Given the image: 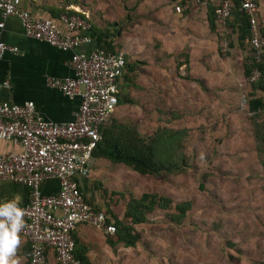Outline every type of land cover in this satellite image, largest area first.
<instances>
[{
  "label": "rangeland",
  "instance_id": "374dc122",
  "mask_svg": "<svg viewBox=\"0 0 264 264\" xmlns=\"http://www.w3.org/2000/svg\"><path fill=\"white\" fill-rule=\"evenodd\" d=\"M79 1L92 25L110 32L108 38L126 53L116 118L105 129H123L126 142L128 135L154 142L158 160L178 165L176 171L154 175L123 166L117 177L102 174L95 185L91 182L102 209L119 212L137 235L133 246L123 247V264H264V113L248 117L237 102L243 92L247 102L264 98L255 86L264 85V73L246 82L249 49L237 24L229 25L232 13L226 20V46L223 36L209 35L214 48L204 54L205 68L191 72L186 46L166 54L164 40L175 39L184 28L167 19L174 5L181 11L197 3ZM255 2L254 18L264 38V0ZM198 59L195 65L202 66ZM240 81L246 84L238 86ZM144 193L164 197L167 206H154L144 222L130 224L122 216L125 204ZM182 202L188 206L174 220L173 205Z\"/></svg>",
  "mask_w": 264,
  "mask_h": 264
},
{
  "label": "built area",
  "instance_id": "2783aa9c",
  "mask_svg": "<svg viewBox=\"0 0 264 264\" xmlns=\"http://www.w3.org/2000/svg\"><path fill=\"white\" fill-rule=\"evenodd\" d=\"M231 6V0H215L213 13L220 26L229 18ZM239 8L247 16L248 33L244 42L255 65L246 77V82L251 84L260 75L257 65L264 64V38L254 18L255 0H239ZM174 10L179 12L180 7L175 4ZM6 16L18 19L24 36L59 51H72L88 40L90 24L75 14L59 15L66 32L49 18L32 16L21 7V0H0V17ZM76 31L82 34H75ZM226 44L224 40L222 45ZM5 51L16 53L17 48L0 40V56ZM69 64L71 77L46 78L48 86L67 97H79L69 121L56 123L43 119L35 112L32 101L0 102V140L19 148L17 152H0V182L28 188L27 202L19 207L25 211V228L20 235L29 243V264H45L46 249L52 251L58 264H78L72 231L79 224H90L108 235L115 231L114 225L106 221V213L84 199L75 176L88 173L92 150L101 139L100 129L109 122L117 106V85L124 73L125 58L116 49L106 52L93 49L86 54L71 52ZM239 111L248 117L264 113L259 107L249 109L244 96L239 100ZM47 179L56 180V192H41L40 184Z\"/></svg>",
  "mask_w": 264,
  "mask_h": 264
},
{
  "label": "crops",
  "instance_id": "0c3cea01",
  "mask_svg": "<svg viewBox=\"0 0 264 264\" xmlns=\"http://www.w3.org/2000/svg\"><path fill=\"white\" fill-rule=\"evenodd\" d=\"M107 1L110 2L111 0ZM107 1L98 0V3L105 5ZM140 1V3L143 4L144 0ZM165 1L166 0H163V2ZM183 1L185 4L197 3V5L190 7L188 6L186 9L179 12H176L174 9H172L170 15H167V19H171L175 25H179L180 29H182L181 27L184 28L180 30L181 33L175 34V39L174 36H172L173 40H164V43L169 44L167 45L165 52L168 54V52L171 51L170 48L172 47L175 49V51H177L178 49H181L182 45L186 46L189 57L187 60V66L189 70L191 69V72H194V69L201 70V68H205L204 66L206 65V62L202 61V59L205 58L204 54L207 48L213 46L211 39V41L208 42L209 35H212V39H214V35L217 33L223 36L226 40L228 26L226 25V21L224 26H220V24L216 22L213 13L215 0ZM174 2H177V0H174ZM83 3L78 0L76 2L66 3L65 5H59V3L53 0H21V7L27 9L32 16L44 17L53 20L58 28L63 32H66V27L64 23L59 20L60 14H75L83 17L90 24L87 34L85 33L88 37V40L81 43L69 52L59 51L58 49L48 45L43 41H38L24 36L16 17H0V20L3 22V26L0 28V40L7 45L17 48L16 53L5 51L0 56V102L5 101L9 103L20 104L24 101H32L35 112L45 120L61 123L71 119L72 112L78 105L79 97H67L56 88L48 86L46 83V78L53 77L63 79L65 77L72 76V68L69 64L71 52L86 54L93 49L105 51L101 48H98L96 45L94 36L91 32V28L93 29L94 26L90 20L88 10L82 8L81 6ZM147 4L159 6L161 4V0H147ZM61 6L63 7L61 8ZM57 10H60V12L57 16H53L51 11ZM61 10L70 12H61ZM209 20L211 21V24L209 23ZM75 34L81 35L82 33L76 31ZM112 44L113 50L116 49L123 52L125 58L126 53L124 49L117 46L114 41H112ZM195 57L199 58V63H203L201 64L202 66L195 65L193 61ZM249 58L251 59L250 54ZM182 66H186V64H183ZM189 70L187 73L189 76H191L192 74L189 72ZM184 71L185 69H183V72ZM162 74L165 75L163 71ZM203 75L206 76V73L204 72ZM204 76H200L201 82L202 79H204ZM122 80L123 75L118 84L122 83ZM191 82L193 84L196 83L192 80ZM201 82L199 81V85H202ZM245 84L246 82L240 81V85L238 84V86H244ZM243 93L237 99L238 103L241 96L245 94ZM200 99L202 98L200 97ZM116 108L117 106L112 112L110 119L111 117L116 118L114 116ZM110 119L109 122L100 129L101 139L99 141L103 140V137L105 139H109L110 141H113V139H123V129H105L109 125ZM4 151L17 152L19 151V148L17 146H13L7 141L0 140V152ZM123 166L125 165L122 163L113 162L103 157L92 156L91 153V159L88 164V173L85 176H75L78 188L84 199L88 200L90 205L92 204L90 200H92L95 203V205H92L97 207L96 210H103L107 216L106 221L109 223L111 222L112 224L113 220H117L121 223H123V220H121L119 212L115 211L110 206L103 207L102 209V207L99 205L98 199L95 197L96 193L93 186L95 185L94 182L98 180L102 174H107V177L112 179L115 178L117 173L123 170ZM91 182L94 185H91ZM109 182L111 183V181ZM57 188L58 185L54 179L44 180L40 184V190L44 194L54 193L57 191ZM16 194H20L22 197L19 205H23L27 202L28 188L26 186L11 182H0V201L11 200ZM72 238L73 243H75L74 251L78 253L82 252V255L86 258V264H94L95 262L100 264H123V261L126 262L123 257V247H131L125 246L122 242L116 240L115 235L105 234L103 231L96 229L90 224L77 225V227L72 231ZM21 239L22 246L18 251V255L22 259V264H25L28 261L27 253L29 250V243L26 239L22 237ZM44 254L45 264H58L55 261L51 250L46 249ZM76 259L78 260V264H80V260L78 258Z\"/></svg>",
  "mask_w": 264,
  "mask_h": 264
},
{
  "label": "trees",
  "instance_id": "16d2710c",
  "mask_svg": "<svg viewBox=\"0 0 264 264\" xmlns=\"http://www.w3.org/2000/svg\"><path fill=\"white\" fill-rule=\"evenodd\" d=\"M231 2L232 6L229 18L231 17V13L233 17L229 25L231 27H234L237 24L238 29L240 31V38L241 40H243L245 38V35L248 33L247 16L242 10H240L239 0H231ZM59 12L60 10L51 11V14L53 16H57ZM61 12L70 11L63 10ZM209 23L211 24L210 20ZM91 30L98 48H101L105 51L113 50L112 40L108 38V31L97 28L95 29L94 27L93 29L91 28ZM254 66L255 65L252 63L251 60L250 65H244L243 74L248 75L251 68ZM125 67H128L127 63L125 64ZM257 68L260 72V78L264 73V64L257 65ZM129 69H131V66H129ZM117 86L119 88V84ZM255 86L264 91L263 84L257 82ZM248 107L249 109H256L258 107L264 109V98L256 97L250 99ZM127 140V142L124 139H113V141H110L109 139H105L103 137V140L98 141L96 146L92 150V156L103 157L113 162L122 163L123 165L127 166L132 171H135L138 174L154 175L160 172L170 173L178 169V165H176V163L174 162L163 163L157 159V153L155 149L156 146L154 142H145L136 135H128ZM86 201L88 202V200ZM154 206L165 208L167 206V200L164 197H156L154 194L144 193L138 199H130L125 204L123 216L125 219H128L130 224L142 223L145 221L146 214L149 213ZM187 206L188 204L186 202L174 204L173 208L177 213H174L172 215V218L176 220L180 216H182ZM94 208L97 209L96 207ZM113 225L115 228L113 235L116 236V240L122 242L125 246L134 245L137 239V235L135 233H132L131 225L126 224L124 222L121 223L117 220H113ZM74 255L80 260V264L87 263L86 258L82 255V252L78 253L74 251ZM25 264H29V262L27 261Z\"/></svg>",
  "mask_w": 264,
  "mask_h": 264
},
{
  "label": "clouds",
  "instance_id": "9594fccd",
  "mask_svg": "<svg viewBox=\"0 0 264 264\" xmlns=\"http://www.w3.org/2000/svg\"><path fill=\"white\" fill-rule=\"evenodd\" d=\"M22 197L0 203V264H22L18 251L22 246L25 211L19 207Z\"/></svg>",
  "mask_w": 264,
  "mask_h": 264
}]
</instances>
